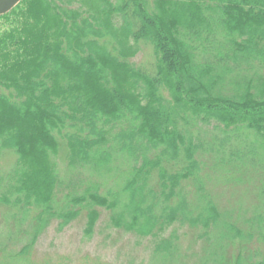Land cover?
Masks as SVG:
<instances>
[{"label":"trees","instance_id":"obj_1","mask_svg":"<svg viewBox=\"0 0 264 264\" xmlns=\"http://www.w3.org/2000/svg\"><path fill=\"white\" fill-rule=\"evenodd\" d=\"M3 151L14 164L0 170V202L34 207L45 224L87 203L89 227L96 207H120L111 220L127 229L179 218L217 229L215 202L193 215L182 181L199 203L202 154L264 168V0H21L0 15ZM60 151L72 179L114 174L125 186L102 194L92 183L55 214L58 187L78 188L61 178Z\"/></svg>","mask_w":264,"mask_h":264},{"label":"rangeland","instance_id":"obj_2","mask_svg":"<svg viewBox=\"0 0 264 264\" xmlns=\"http://www.w3.org/2000/svg\"><path fill=\"white\" fill-rule=\"evenodd\" d=\"M147 53L148 48L134 61L144 60ZM12 155L7 151L0 154V170L6 172L13 166ZM201 158L203 187L208 192L203 191V198L197 203L196 185L191 181H182V185L189 191L187 201L195 202L190 207L193 215L198 213L193 212L196 206H204L207 199L215 202L223 215L217 229L196 227L180 218L161 231L157 224L149 229H127L111 220L113 212H119L120 207L113 211L96 207V222L89 227L87 203L75 208L78 215L69 223L62 225V218L54 215L45 224V217H40L34 207L23 211L0 202V264H248L261 260L264 257V197L261 195L264 168L236 171L229 166L218 167L206 153ZM57 161L64 182L79 179L70 177L72 172L67 170L61 151ZM125 168L122 167L123 171ZM113 175L85 177L82 182L77 181L78 188L74 191L58 187L53 201L55 214L65 207L66 196L82 193L92 183L99 184L102 194L108 189L121 190L126 184L125 178ZM158 181L156 174L150 180V186L157 192ZM120 194L128 199V193ZM26 248L29 249L25 251Z\"/></svg>","mask_w":264,"mask_h":264},{"label":"water","instance_id":"obj_3","mask_svg":"<svg viewBox=\"0 0 264 264\" xmlns=\"http://www.w3.org/2000/svg\"><path fill=\"white\" fill-rule=\"evenodd\" d=\"M21 0H0V15L10 11Z\"/></svg>","mask_w":264,"mask_h":264}]
</instances>
